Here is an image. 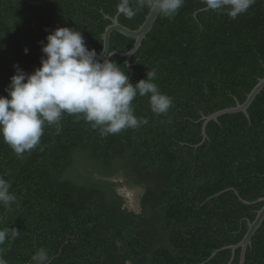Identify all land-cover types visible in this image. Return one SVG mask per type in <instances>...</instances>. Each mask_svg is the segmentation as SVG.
<instances>
[{
  "label": "trees",
  "instance_id": "16d2710c",
  "mask_svg": "<svg viewBox=\"0 0 264 264\" xmlns=\"http://www.w3.org/2000/svg\"><path fill=\"white\" fill-rule=\"evenodd\" d=\"M119 0H0V95L15 64L31 73L56 27L80 30L100 53ZM185 0L175 17L158 15L130 62L113 54L135 84L156 70L172 99L154 114L147 96L134 99L138 128L102 136L65 113L45 125L40 145L18 158L0 138V176L16 201L0 204V228L20 231L0 246L8 264H33L43 247L50 264H227L264 201V87L243 112L203 116L242 103L264 77V0L236 19ZM149 9L121 24L136 29ZM134 39L112 31L108 51ZM28 48L27 54L24 52ZM130 190L132 197L125 191ZM133 201L134 208L128 206ZM248 202H244L243 200ZM217 250L214 256L210 255ZM240 248L230 264H238ZM244 264H264V219Z\"/></svg>",
  "mask_w": 264,
  "mask_h": 264
},
{
  "label": "clouds",
  "instance_id": "9594fccd",
  "mask_svg": "<svg viewBox=\"0 0 264 264\" xmlns=\"http://www.w3.org/2000/svg\"><path fill=\"white\" fill-rule=\"evenodd\" d=\"M185 0H119L117 13L132 19L138 11L149 9L165 18H173ZM209 10L236 19L256 0H204ZM42 43L40 66L31 73L14 65L15 73L0 95V138L18 158L40 145L44 126L56 125L63 115L83 118L102 136L138 128L147 119L134 114L137 95L149 99L154 114H166L172 99L154 82L156 70L133 84L125 69L110 57L114 53H97L89 49L80 30L59 26ZM28 48L24 52L27 54ZM102 57V58H101ZM11 182L0 176V204L9 208L17 197L10 192ZM15 227L0 228V246L18 238ZM2 251V248H0ZM33 264H50L47 250L40 247L31 257Z\"/></svg>",
  "mask_w": 264,
  "mask_h": 264
},
{
  "label": "water",
  "instance_id": "95a60500",
  "mask_svg": "<svg viewBox=\"0 0 264 264\" xmlns=\"http://www.w3.org/2000/svg\"><path fill=\"white\" fill-rule=\"evenodd\" d=\"M203 1L204 0H200ZM206 9L207 6H205ZM118 13L110 18L111 23L107 25L104 29L103 32V48L101 52H107L109 48V42H110V34L112 31H117L121 34H123L126 37H130L134 39V44L133 46L126 52H120L118 50L112 51L108 53H114L119 56L125 57V62L128 68V71L131 73L133 72V69L131 68L132 63L130 62V58L133 53H135L138 48L141 45L142 40L145 38V36L150 32L152 29V26L154 22L156 21L158 14L155 11L149 10L147 13L144 21L138 26L136 29H131L123 24H121L118 20ZM100 52V53H101ZM102 58V57H101ZM264 87V77L260 78L258 82L255 84V86L251 89V91L247 94V97L242 103L237 102L235 106L227 107L224 109L217 110L209 115L203 116V122L201 126V134H202V140L203 141L206 137V124L210 120H217V118L222 115V114H227V113H234V112H243L246 116H248V108L250 104L252 103L253 99L256 97V95L261 91V89ZM243 200V199H242ZM244 202H248L246 200H243ZM256 201H264V197L258 198ZM264 219V204L257 210V213L252 221H247V230L245 234L243 235L242 239L232 245L226 246L227 248L231 249V258L227 264H230L231 261L233 260L235 250L237 248H240V255H239V262L238 264H244L245 261V253L247 246L251 244V238L255 231L259 228L261 225L262 221ZM217 250H215L210 257L214 256ZM0 264H8V262L0 255Z\"/></svg>",
  "mask_w": 264,
  "mask_h": 264
},
{
  "label": "rangeland",
  "instance_id": "374dc122",
  "mask_svg": "<svg viewBox=\"0 0 264 264\" xmlns=\"http://www.w3.org/2000/svg\"><path fill=\"white\" fill-rule=\"evenodd\" d=\"M125 191V195L127 196V197H132L131 196V194H132V192L130 191V190H125V188H123V189H121V191ZM129 202H128V206H131L132 208H134V204H133V201H132V199L131 200H128Z\"/></svg>",
  "mask_w": 264,
  "mask_h": 264
}]
</instances>
